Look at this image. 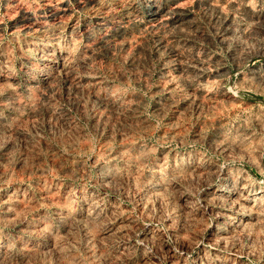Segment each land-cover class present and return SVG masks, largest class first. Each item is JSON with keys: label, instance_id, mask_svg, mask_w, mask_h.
Wrapping results in <instances>:
<instances>
[{"label": "rangeland", "instance_id": "rangeland-1", "mask_svg": "<svg viewBox=\"0 0 264 264\" xmlns=\"http://www.w3.org/2000/svg\"><path fill=\"white\" fill-rule=\"evenodd\" d=\"M262 140L264 0H0V264H264Z\"/></svg>", "mask_w": 264, "mask_h": 264}, {"label": "clouds", "instance_id": "clouds-1", "mask_svg": "<svg viewBox=\"0 0 264 264\" xmlns=\"http://www.w3.org/2000/svg\"><path fill=\"white\" fill-rule=\"evenodd\" d=\"M221 68H225L226 70L222 73L220 71ZM241 69L240 71H242ZM204 72L210 73L211 75L215 73L214 79H209L207 83L199 84L198 87L204 89L205 94L213 93L219 96L227 97L228 94H232L233 96H239V92L244 89L243 82H237L233 79L232 75L227 74V68L225 65L217 64L212 68L203 69ZM210 75V76H211ZM235 75L237 77L240 76V72H236ZM212 114L208 116L209 120H216L228 115L227 111L221 112L220 109H227L228 105L224 100H215L212 102ZM129 108L131 105H126ZM257 119H260L257 117ZM100 134V133H99ZM67 139L72 142V144H76L77 135L75 131H71V134L67 136ZM233 144L238 143V140H233ZM261 144L264 145V140L261 141ZM256 150V149H255ZM95 152V149L92 150L91 153ZM90 154V153H88ZM242 159V157H241Z\"/></svg>", "mask_w": 264, "mask_h": 264}, {"label": "bare ground", "instance_id": "bare-ground-1", "mask_svg": "<svg viewBox=\"0 0 264 264\" xmlns=\"http://www.w3.org/2000/svg\"><path fill=\"white\" fill-rule=\"evenodd\" d=\"M245 196V195H244Z\"/></svg>", "mask_w": 264, "mask_h": 264}]
</instances>
